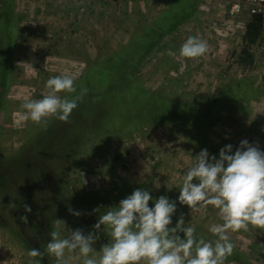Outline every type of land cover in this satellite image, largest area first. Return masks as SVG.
Instances as JSON below:
<instances>
[{"label": "rangeland", "instance_id": "374dc122", "mask_svg": "<svg viewBox=\"0 0 264 264\" xmlns=\"http://www.w3.org/2000/svg\"><path fill=\"white\" fill-rule=\"evenodd\" d=\"M249 5L244 0H0L1 62L8 35L14 48L12 80L0 112V164L5 168L7 158L27 151L33 161L43 155L37 161L47 167L46 175L10 180L13 190L30 194L19 195L14 205L15 198L3 203L2 196L11 192L0 189V264H28V251L42 252L38 237L42 233L50 240L56 219L62 220V235L77 228L95 231L98 257L110 238L103 226H92L135 189L176 199L185 168L202 149L219 158L222 147L232 144L234 152L247 139L264 151V20L251 35ZM10 20L18 23V31ZM190 36L207 43L204 55L180 56ZM111 55L104 68L116 78L95 87L86 75ZM64 73L76 77V88L88 89L91 97H104L111 88L122 98L131 93V118L119 121V127L113 116L103 119L106 99L91 117L86 93L56 129H48L55 117L41 123L26 119L23 103L41 99L46 81ZM139 84L141 92H150L148 99L135 97ZM4 88L0 85V100ZM85 125L87 134L81 132ZM71 130L78 137L69 138ZM36 133L38 139L46 136V148H38ZM181 214L187 226H195L197 238L216 239L209 227L223 221L213 206L191 214L187 205L178 204L170 227ZM229 235L234 250L224 264H264V230L250 225ZM66 256L69 264H81L77 252ZM35 260L48 264L42 256Z\"/></svg>", "mask_w": 264, "mask_h": 264}, {"label": "clouds", "instance_id": "9594fccd", "mask_svg": "<svg viewBox=\"0 0 264 264\" xmlns=\"http://www.w3.org/2000/svg\"><path fill=\"white\" fill-rule=\"evenodd\" d=\"M206 51L203 39L190 36L181 45L180 56L197 58ZM75 79L66 73L50 77L41 99L23 103L25 118L36 123L46 122L49 117L67 122L87 93L86 88L77 92ZM61 92L68 95L62 97ZM233 147L232 144L222 147L219 158L210 156L207 148L194 156L183 172L176 199L167 195L155 198L149 190L137 188L118 205L100 214L92 227L101 230L103 226L110 239L98 257L93 253L99 239L95 231L85 234L77 228L62 235L59 229L62 220L56 219L55 230L49 233L51 239L43 252L36 248L28 251V264H38L35 258L44 255L54 257L55 264H69L66 253L73 252L78 253L81 264H224L234 250L230 232L247 230L250 225L264 230V151L247 139L234 152ZM172 187L167 184L169 190ZM149 201H153L152 206ZM178 204L187 205L191 214L213 206L223 221L209 227L216 239L197 238L195 226H187L183 214L170 227ZM25 209L31 211L30 206ZM22 219L27 221L26 216Z\"/></svg>", "mask_w": 264, "mask_h": 264}, {"label": "trees", "instance_id": "16d2710c", "mask_svg": "<svg viewBox=\"0 0 264 264\" xmlns=\"http://www.w3.org/2000/svg\"><path fill=\"white\" fill-rule=\"evenodd\" d=\"M12 4L13 3L11 1V5H9L11 8H12ZM254 20L258 23L257 25H254L255 24L253 22ZM261 21H262V17L260 15H254L250 18V23H249L248 29L250 31H252L251 35H255V34L257 35L258 34V30L261 27L260 26ZM10 24H12V26L14 28L13 30L15 32L18 31L19 25H18V23L16 24V21H14V22L11 21ZM160 24H158V25L162 28V25H160ZM253 27H254V29H253ZM0 29L3 30V26L0 27ZM20 29H23V28H20ZM6 32H8V31H6ZM8 33L12 34V32H8ZM10 36L11 35H8V37H7V35L5 36L8 38V43H7V49L5 51L6 58H5L4 62H1V60L3 58V56H2L3 50L0 48V64L3 63V66H0V85L2 86V88L5 87L4 91L1 93V95H3V96H2V99L0 100V112L5 107L4 105H5L6 99H7V89L9 88L10 81L12 80L11 72H12V69H14V65L12 63V61H13L12 54H14V48H13V44H11V42L9 40ZM126 48H128V50H129V49H131V46L126 47ZM117 54H119V53H117ZM110 58H112V55H111V57H109V59H104L103 61H100L101 63H99V65L98 64L94 65L91 68V70L89 71V73L86 75L88 77H91L92 80H89V79L88 80L90 83H92V81H93L94 82L93 84L95 85V87L96 86L99 87L98 84L101 85L103 83V82L100 83V81H104V83H106V82H108V79H115L116 78V76L114 74H110V70L104 68L108 64H110V63L106 62V60H111ZM124 65L128 66L127 64H125V62H124ZM121 68H122V66L119 65L120 70H121ZM119 69H117V70L120 71ZM126 72H128V70H126ZM102 73H103V75H101ZM117 76H118V73H117ZM110 83H111V85H110V87H111L112 82H110ZM80 89H77V92H79ZM89 89H90V87H89ZM114 89L115 88H113V89L111 88L110 90H108V92H106V94L104 96L105 98L100 97L101 96L100 94H98V98L91 97V94L89 95V91L87 89V96L85 97V95H84V97L86 99L85 105L87 107H89L90 112H94V113H92V116H91V117H94V115L96 114V112L94 111L96 109L95 106H100V104H102V101L104 99H106L105 100V103L107 104V106L105 107L106 115L103 119L110 118L113 116L112 117L113 119L111 121L114 123V127H119L118 126L119 121H124L126 119L124 121V123H125L126 121H128L131 118V103L133 104V101L131 99V93L129 95H127L126 97L122 98V96H117L114 94L115 93L113 91ZM246 90L249 93V95H255V97H256L258 94L257 90H256V92L251 90V88H248ZM149 93L150 92L146 89H144L141 92V85L140 84L138 86V90H137V86H136L135 97L139 96L143 100H146V99H148ZM259 93H261V92H259ZM145 96H146V98H145ZM245 97L248 98L247 95ZM87 98H88V101H87ZM216 102H218V101L216 100ZM86 106H84V107H86ZM106 109H107V111H106ZM72 114H73V112H72ZM101 114H103V112L99 113V116ZM96 116H97V114H96ZM101 116H103V115H101ZM59 125H60L59 119H57L56 123L48 129L51 131L53 129H56V127H58ZM195 125H197L196 122H195ZM86 129H87V126L85 125L84 130H81V132L82 133L85 132L87 134V132H89V130H86ZM81 132H80V135H81ZM74 133H75V131L71 130V134L69 135V138H73L74 137L73 135H75V137H78V134H77L78 131L76 134H74ZM32 138L34 139V142H36L38 139L37 133L35 135H33ZM47 144H48V142H46V136H44V135L42 137H40L36 143V145H39L38 148L39 147L40 148H46ZM24 152L25 151H22L21 156H18V157L13 156V157L7 158L8 163H7V165H5V168L3 166H1V164H0V189L4 188L3 191L9 190L11 192L8 195H5L4 197L2 196L3 203H4V201H10V199L15 198L16 200L11 202L14 205V203L15 204L18 203L17 199L19 198V195L21 196L22 199H25L24 196L25 197L30 196V194L28 192L25 193V192H23V190L20 191L19 190L20 188L17 190H13V186L10 184V180H14L15 178H25V177L26 178H32V176L40 175L41 173H44V175H46V168H47L46 165L44 164L43 161H37L40 159V157H44V156L43 155H36V156H34L35 158L33 161V157L27 156L28 155L27 151L25 153ZM16 154L19 155V153H16ZM37 154H40V153L38 152ZM46 157H47V155H46ZM17 174H18V177L16 176ZM19 184L20 183H17L16 185H19ZM24 185H27V184H24ZM40 187H43V186L40 185ZM44 189L45 190H43V193L46 194L48 192L46 190V186L44 187ZM24 190H25V188H24ZM37 225H38V223H37ZM41 238L43 240V243H42V252H43V248L46 247V243L48 242L49 239L44 234L42 236V233H41V236L38 237V239H41ZM42 258L48 264H52V263L54 264L55 263V261L53 259L54 257H48L47 255H44V256H42ZM52 261H54V262H52Z\"/></svg>", "mask_w": 264, "mask_h": 264}, {"label": "built area", "instance_id": "2783aa9c", "mask_svg": "<svg viewBox=\"0 0 264 264\" xmlns=\"http://www.w3.org/2000/svg\"><path fill=\"white\" fill-rule=\"evenodd\" d=\"M249 2V17L260 15L264 20V0H244Z\"/></svg>", "mask_w": 264, "mask_h": 264}]
</instances>
